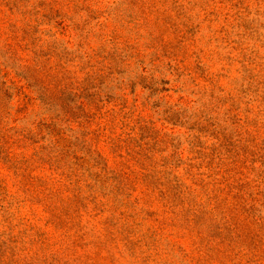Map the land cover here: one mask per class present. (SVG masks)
Returning a JSON list of instances; mask_svg holds the SVG:
<instances>
[{"label":"rangeland","instance_id":"rangeland-1","mask_svg":"<svg viewBox=\"0 0 264 264\" xmlns=\"http://www.w3.org/2000/svg\"><path fill=\"white\" fill-rule=\"evenodd\" d=\"M0 264H264V0H0Z\"/></svg>","mask_w":264,"mask_h":264}]
</instances>
